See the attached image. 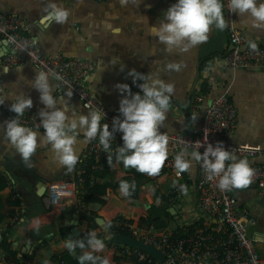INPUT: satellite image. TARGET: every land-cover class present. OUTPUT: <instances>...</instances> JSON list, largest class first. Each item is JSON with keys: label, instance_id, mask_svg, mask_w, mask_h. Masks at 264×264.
<instances>
[{"label": "crops", "instance_id": "obj_1", "mask_svg": "<svg viewBox=\"0 0 264 264\" xmlns=\"http://www.w3.org/2000/svg\"><path fill=\"white\" fill-rule=\"evenodd\" d=\"M55 2L69 12L67 21L53 24L43 31L36 22L45 14L44 9L49 0H0V12L21 17L24 33L33 38L35 47L47 57L61 55L66 59L93 63L95 70L85 79V85L112 111H117L122 99L115 85L129 84L132 77L128 76V72L132 69L146 75L158 74L166 83L173 84L172 102L161 128V132L167 135L197 134L202 114L190 109L195 97L202 93L206 99L204 104L207 105L227 91L231 102L238 109L239 119L229 141L256 150L258 156L255 163H264V71L232 73L225 69L224 59L230 50L226 29L221 31L213 26L207 41L191 46L187 51L174 49L169 52L151 34V27L163 20V12L176 0ZM237 25L251 41L264 45V31L253 28L250 19L237 15ZM8 52L6 42L0 38V98L5 100V104H11L17 96L30 97L33 107L26 110L25 114H34L40 119L38 113L44 106L40 103L39 92L33 88L39 70L30 64L5 67L2 60ZM173 62L181 63L180 71L166 70V65ZM121 67H124L123 71ZM49 79L55 97L62 102L68 100L69 108H74L79 114L88 113L77 99L72 96L68 98L59 92L56 80ZM10 119V114L0 105V124ZM38 130L43 133V130ZM89 143L84 142L82 133L78 136L76 148L79 160L71 171L54 159L50 146L38 147L30 165H25L0 130V179L4 178L8 183L0 194L1 225L9 218L17 220L12 228V236L18 245L13 250L20 252L24 261H30L31 264H59L60 256L69 253L64 247L66 240L83 239L85 234L92 231L99 237L104 235V229L97 224V219L109 222L125 217L139 223L148 217L151 207L161 205L159 196L169 197L171 182L176 180L173 174L165 172L166 175L159 179V189L153 190L144 174L139 180L134 169L125 168L113 159L112 166L107 162L106 171L99 182L102 186H108L106 194L99 196V201L90 203L102 205L96 208L97 212L88 210V213H83L78 202L74 201L61 215L51 214L45 199L38 196L41 183L46 188L58 182L74 183L78 178L83 152ZM188 157L191 159V153ZM198 172V162L192 160L191 168L183 177L190 190L181 202L168 206V212L173 206L178 208V212L171 215L169 220L165 219L167 226L158 230V235H172L179 226L217 224L216 220H210L200 209L196 189ZM121 181L135 182L136 189L130 197L120 192ZM235 195L239 210L248 211L255 219L256 225L249 227V233L257 239L258 252L264 258V198L255 186L238 190ZM35 219L40 221L38 231L32 225ZM76 219L79 221V237L72 233ZM87 219L96 221L98 227H94ZM105 245V251L97 255H106L110 264H117L116 258H121L120 255L115 252L113 245L106 242ZM35 247H38L37 252H33ZM80 252L77 248L75 253L70 254L77 258ZM133 261L126 258L122 259L121 264H135Z\"/></svg>", "mask_w": 264, "mask_h": 264}, {"label": "built area", "instance_id": "obj_2", "mask_svg": "<svg viewBox=\"0 0 264 264\" xmlns=\"http://www.w3.org/2000/svg\"><path fill=\"white\" fill-rule=\"evenodd\" d=\"M223 4L225 29L230 45V50L224 59L225 69L232 73L264 71V45L247 38L237 25V14L231 11L229 0H223ZM23 29L24 21L21 17L0 12V38L9 48L8 54L2 60L3 65L8 68L25 64L36 67L39 71L45 72L48 77L56 80L61 94L71 93L72 97L81 102L86 111H104L105 118L101 123L111 125L113 119L119 115V107L117 111L110 110L85 85V79L95 70L94 64L87 60L66 59L61 55L49 58L35 47L33 38L26 35ZM250 42L255 43L256 47L251 48ZM128 85L133 93L140 91L133 84V78L130 79ZM228 94L224 91L205 105V96L200 93L190 106L192 112L202 114L198 133L168 135V160L165 161L160 172L173 174L176 177L175 186H173L174 181L171 182L169 194L173 205L181 202L190 190L189 184L183 181L184 174L188 171L177 176L174 157L181 152H186L189 158L188 155L192 151L203 153L209 143L215 146L217 142H222L225 149L231 151L237 159L249 161L254 170L249 186L257 187L261 197L264 198V163H255L258 152L231 144L229 141L231 134L238 126L239 119L238 109L231 102ZM10 105L4 103L1 108L14 119L15 113L9 111ZM19 119L25 126L34 130H43L39 126L40 119L34 114L24 113ZM121 137L120 132L114 134V139L110 142L113 152L123 145ZM107 156L108 153L105 152L98 138L92 140L83 152L77 180L74 183L58 182L47 186L46 201L51 214L61 215L74 201L78 202L83 213H88L89 204L85 201L88 187L101 182L106 171ZM198 171L196 189L199 194L200 209L210 220H216L217 224L208 223L206 226H196L191 230L192 233L173 239L172 235H158L157 231L142 228L129 218L118 217L110 220L111 228L107 232L104 231L103 236L98 237L113 245L120 257L136 260L140 264H264V258L257 249V239L249 233V227L256 225L255 219L248 211L241 212L238 208L235 194L243 188L221 191L217 187L218 178L209 180L208 173L202 168L200 162H198ZM144 177L151 183L153 190L159 189L158 175L144 174ZM181 185L185 186L186 191L182 190ZM16 222L15 218H9L0 227V264H31L30 261H24L20 252L13 250L18 245L12 236V228ZM120 235L130 236L154 247L165 256V262L155 260L139 249L114 244V238ZM4 239L11 240V250L15 254H11L1 246ZM37 249L38 247L33 252Z\"/></svg>", "mask_w": 264, "mask_h": 264}, {"label": "clouds", "instance_id": "obj_3", "mask_svg": "<svg viewBox=\"0 0 264 264\" xmlns=\"http://www.w3.org/2000/svg\"><path fill=\"white\" fill-rule=\"evenodd\" d=\"M229 7L234 14L250 19L253 28L264 31V0H229ZM44 13L36 22L42 31L53 24H64L69 15L55 0H49ZM213 26L221 31L226 28L223 0H176L163 12V20L151 27V34L165 45L167 51L179 49L183 52L207 41ZM249 46L255 48L256 44L250 42ZM181 67V63L173 62L166 65V70L178 72ZM123 70L124 67H121ZM128 76L133 78V84L140 91L133 93L126 83L115 85L122 99L119 115L109 125L101 123L105 118L104 111L91 110L87 114H79L74 108L70 109L68 100L62 102L53 95L48 75L37 71L33 88L39 92L40 103L44 106L38 113L43 133L25 126L19 119L33 107V100L25 95L17 96L11 103L9 111L15 113V118L0 124V130L25 165H30L38 147L50 146L54 159L69 171L73 170L79 160L77 138L82 133L85 143L98 138L108 153L109 166L115 159L117 164H123L125 168L156 176L168 160L169 137L167 133L161 132V128L167 118L174 85L166 83L158 74L146 75L135 69L129 71ZM66 96L71 98L72 94L67 93ZM4 103L5 100L0 98V105ZM116 132L122 133L123 145L113 152L110 142ZM192 160L200 162L209 180L218 178L217 187L221 191L245 188L250 185L254 175L249 161L237 159L225 149L222 142H217L215 146L209 143L203 153L192 151L191 159L187 158L186 152L177 154L174 157L176 175L189 171ZM181 188L186 191L185 186L181 185ZM119 189L125 197H130L136 184L121 181ZM32 225L38 231L40 221L35 219ZM102 228L107 232L111 223L104 222ZM28 243L30 245L31 241ZM64 247L69 253H75L77 248L81 250L77 257L79 264H110L106 255H97L105 251L106 245L95 231L87 233L83 239L66 240Z\"/></svg>", "mask_w": 264, "mask_h": 264}, {"label": "trees", "instance_id": "obj_4", "mask_svg": "<svg viewBox=\"0 0 264 264\" xmlns=\"http://www.w3.org/2000/svg\"><path fill=\"white\" fill-rule=\"evenodd\" d=\"M136 175L139 180L142 178V174L136 172ZM165 175L166 173L162 171L158 174V178L161 179ZM7 186H8V183L6 179L1 178L0 179V194L3 190L7 188ZM107 189H108V186H102L100 185V183L95 184L93 186L90 185L88 187V194L85 197V201L88 204H90L91 202L99 201V196L105 195L107 192ZM158 198L162 199L161 205H154L153 207H151V209L149 210L148 217L141 219L140 222L137 223L142 228H145L148 230H154V231H158V230H162L166 228L167 224L165 222V219L169 220L171 218V214L168 212V206L173 205L174 203L170 201V197L164 198V197L159 196ZM1 209H2V204H1V199H0V225L3 221V216L1 215ZM89 221L94 224L93 225L94 227H98L96 224V221L94 220H89ZM194 227L195 225L189 226V227L179 226L177 230L172 234V238L175 239V238L182 237L183 235L187 233H192L191 230H193ZM1 246L5 250L10 251L11 254H15V252L11 250V240H6V239L2 240ZM121 258L119 257L116 258L117 264H121L122 259H124V258L122 259ZM60 262L64 264H79L78 259L72 257L70 253L62 254L60 256ZM133 262L135 264H140L136 260H134Z\"/></svg>", "mask_w": 264, "mask_h": 264}, {"label": "water", "instance_id": "obj_5", "mask_svg": "<svg viewBox=\"0 0 264 264\" xmlns=\"http://www.w3.org/2000/svg\"><path fill=\"white\" fill-rule=\"evenodd\" d=\"M7 47H8V45H7ZM40 188H41V192L38 194V196L43 198V199H45V203L47 205V201H46V197H45L47 188L45 187L44 183H41ZM101 207H102L101 204L92 203V204L89 205V210H91L92 212H97L96 208H101ZM177 212H178V208L176 206H173L171 209H169V213L171 215H176ZM78 215H79V211H77V218H78ZM104 222L105 221H103L101 219H97V224L100 225V226ZM73 225H74V228L72 230V233H73V235L75 237H79L81 233H80V230H79V221H78V219H76V221L74 222ZM113 243L114 244H119V245H124V246L130 247V248H133V249H139L141 251L146 252L153 259L161 261V262H165V260H166L165 256L162 253H160L157 249H155L154 247H152L150 245H146V244H144L142 242H139V241L133 239L130 236H126V235L117 236V237L114 238ZM37 250H36V252H37ZM49 252H50V254H54L52 251H49ZM48 257L49 256L47 255V258Z\"/></svg>", "mask_w": 264, "mask_h": 264}]
</instances>
